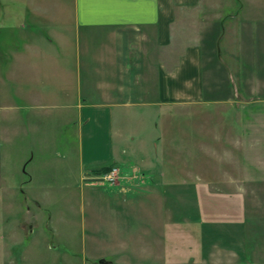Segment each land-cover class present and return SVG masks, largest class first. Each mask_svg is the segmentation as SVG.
Wrapping results in <instances>:
<instances>
[{
    "label": "rangeland",
    "instance_id": "374dc122",
    "mask_svg": "<svg viewBox=\"0 0 264 264\" xmlns=\"http://www.w3.org/2000/svg\"><path fill=\"white\" fill-rule=\"evenodd\" d=\"M260 8L264 11V0H199L180 10L167 63L174 64L180 50L201 35L207 99L201 105L167 109L181 122L173 127L184 133L188 155L151 160L162 170L174 163L173 178H185L188 184L151 190L157 212L151 232L145 230L149 221L119 219L124 233L138 232L142 226L138 254L128 248L111 252L116 238L104 235V182L100 176L87 180L88 168L80 164L78 109L44 106L64 94L44 92L39 101L30 100L27 90L36 87L21 76L6 84L4 45L0 46V87L5 88V82L12 88L16 106L14 130L8 140L0 138V166L13 170L14 234L8 242L13 264H104V257L106 264H161L164 246L172 264H264V106L259 92H244L245 75L253 63L245 60L241 47L264 28ZM18 47L13 44L14 50ZM73 48L66 46V51ZM84 98L82 93L83 103ZM75 99L72 94L70 102ZM90 199L96 203L90 205ZM118 239L125 246L132 244L128 237ZM143 241L153 243L155 252H147Z\"/></svg>",
    "mask_w": 264,
    "mask_h": 264
},
{
    "label": "crops",
    "instance_id": "0c3cea01",
    "mask_svg": "<svg viewBox=\"0 0 264 264\" xmlns=\"http://www.w3.org/2000/svg\"><path fill=\"white\" fill-rule=\"evenodd\" d=\"M198 1L0 0V46L4 45L6 84L14 76H21L26 84L36 87L27 90L30 100L39 101L44 92L64 94L44 106L78 109L80 164L88 168L87 180L98 178V170L106 166L119 170L114 184H100L104 186V235L116 238L111 252L127 248L140 252L142 226L138 232L124 233L119 219L129 216L132 220L149 221L150 227L145 230L151 232L150 222L156 221L157 214L151 190L188 184L185 178H173L174 163L162 170L152 163L151 156L187 154L184 133H177L173 127L181 122L167 111L177 106L201 105L207 99L201 35L198 41L187 43L180 50L174 64L167 63L174 51L176 38L172 28L180 10L194 7ZM258 11L264 13L262 8ZM259 21L264 27V15ZM263 29L241 47L245 60L253 63L245 75L244 92H259L264 106ZM14 43L19 44L15 50ZM212 43L215 49L217 41ZM71 44L75 48L67 52L66 46ZM254 65L256 73L252 72ZM4 87H0V109H4L0 113V138L8 140L14 130L12 112L16 106L12 88L5 82ZM72 94L76 97L74 103L70 102ZM12 173L11 166L4 171L0 166V239L4 240V244L0 242V264H13L8 245L14 234ZM135 193L138 196H133ZM165 200L162 203L166 207ZM93 201L96 203L93 199L88 202L91 205ZM33 202L40 207L38 200ZM163 233L167 235V231ZM122 237H128L132 244H122L124 238L118 239ZM152 244L143 241L149 253L155 252ZM167 251L164 246L166 255L161 264L173 263Z\"/></svg>",
    "mask_w": 264,
    "mask_h": 264
},
{
    "label": "built area",
    "instance_id": "2783aa9c",
    "mask_svg": "<svg viewBox=\"0 0 264 264\" xmlns=\"http://www.w3.org/2000/svg\"><path fill=\"white\" fill-rule=\"evenodd\" d=\"M118 175H119L118 168L111 167L108 171L100 175V179L105 183L114 184L118 179Z\"/></svg>",
    "mask_w": 264,
    "mask_h": 264
},
{
    "label": "trees",
    "instance_id": "16d2710c",
    "mask_svg": "<svg viewBox=\"0 0 264 264\" xmlns=\"http://www.w3.org/2000/svg\"><path fill=\"white\" fill-rule=\"evenodd\" d=\"M111 167H112V166H106V167H103L102 169H99V170H98V173H99V174H102V173L108 171Z\"/></svg>",
    "mask_w": 264,
    "mask_h": 264
}]
</instances>
